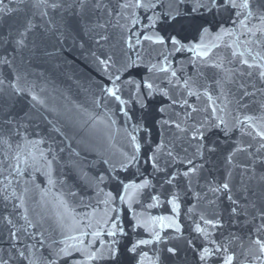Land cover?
Listing matches in <instances>:
<instances>
[{
	"label": "snow or ice",
	"instance_id": "6c2138e0",
	"mask_svg": "<svg viewBox=\"0 0 264 264\" xmlns=\"http://www.w3.org/2000/svg\"><path fill=\"white\" fill-rule=\"evenodd\" d=\"M30 2L100 79L0 87V264H264V0ZM35 27L0 35V67Z\"/></svg>",
	"mask_w": 264,
	"mask_h": 264
},
{
	"label": "water",
	"instance_id": "95a60500",
	"mask_svg": "<svg viewBox=\"0 0 264 264\" xmlns=\"http://www.w3.org/2000/svg\"><path fill=\"white\" fill-rule=\"evenodd\" d=\"M9 8L14 9L10 13H0V35L8 36L11 32L15 34L17 30L29 20L36 25L34 30L29 34V48L24 50L22 54L17 55L13 69L7 67H0V79H5L4 87L8 91V84L14 79L15 73L19 72L26 75L27 81L36 83L39 87H44L45 92L42 95L55 99L57 102H63V96L67 95L74 100L83 101L85 97L84 89L89 87V78L92 80L100 79L99 74L94 70V66L90 62V58L82 55V50L79 47L72 46V40L69 38L64 41L63 45L58 42V31H65V28H60L61 14L59 12H49V16L41 17L37 10L32 8L30 0H25L24 3H17V0H5ZM66 15V14H65ZM73 20L75 18H72ZM57 26L56 29L49 31L51 27L49 24ZM71 31L70 29L66 30ZM75 35V32H72ZM77 41H88V47L94 48V42L89 40L88 36L82 32L76 37ZM116 39L113 36L106 46L105 51H114L110 45L115 44ZM10 50V48H9ZM60 50V56L50 57L46 53ZM4 49H0L3 52ZM142 74V73H141ZM8 100L7 95L3 97ZM13 100L16 103H24L20 98L15 97ZM12 102V100H9ZM83 134V133H81ZM116 147H120V138L117 137L113 141ZM106 144L99 145L102 150L106 148ZM82 158L88 164L96 163V171L100 170V165L97 163L99 157L96 153L82 152ZM240 160L244 157L240 156ZM210 167L223 171L222 161L214 158V164ZM218 174V173H214ZM239 177L237 176V180ZM156 213H161L163 209L155 210ZM185 254H181L180 259L183 260ZM188 255V260H191V254ZM164 264H178V261L173 258L172 260L164 259Z\"/></svg>",
	"mask_w": 264,
	"mask_h": 264
}]
</instances>
